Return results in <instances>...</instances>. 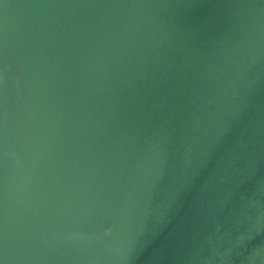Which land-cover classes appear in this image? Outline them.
I'll list each match as a JSON object with an SVG mask.
<instances>
[{
	"label": "water",
	"instance_id": "1",
	"mask_svg": "<svg viewBox=\"0 0 264 264\" xmlns=\"http://www.w3.org/2000/svg\"><path fill=\"white\" fill-rule=\"evenodd\" d=\"M4 264H264V0H0Z\"/></svg>",
	"mask_w": 264,
	"mask_h": 264
},
{
	"label": "snow or ice",
	"instance_id": "2",
	"mask_svg": "<svg viewBox=\"0 0 264 264\" xmlns=\"http://www.w3.org/2000/svg\"><path fill=\"white\" fill-rule=\"evenodd\" d=\"M0 264H4V261L3 260H0Z\"/></svg>",
	"mask_w": 264,
	"mask_h": 264
}]
</instances>
